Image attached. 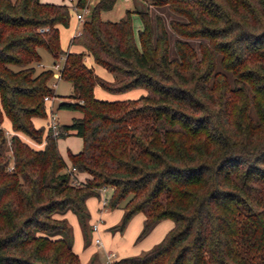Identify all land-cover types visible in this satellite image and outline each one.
I'll return each instance as SVG.
<instances>
[{
	"label": "trees",
	"instance_id": "16d2710c",
	"mask_svg": "<svg viewBox=\"0 0 264 264\" xmlns=\"http://www.w3.org/2000/svg\"><path fill=\"white\" fill-rule=\"evenodd\" d=\"M139 1L147 7L114 22L101 18L114 0L94 3L71 52L60 46L73 15L65 4L0 0V264H82L63 216L86 232V202L102 187L112 191L106 209L124 210L118 231L144 216L137 242L173 222L116 264H264V0ZM40 50L63 58L59 78L78 101L59 108L81 114L58 136L32 122L55 97L53 71H37ZM96 86L145 94L100 100ZM72 133L82 140L68 152L75 172L57 148Z\"/></svg>",
	"mask_w": 264,
	"mask_h": 264
},
{
	"label": "rangeland",
	"instance_id": "374dc122",
	"mask_svg": "<svg viewBox=\"0 0 264 264\" xmlns=\"http://www.w3.org/2000/svg\"><path fill=\"white\" fill-rule=\"evenodd\" d=\"M42 3H52V4H64V0H41ZM99 0H92L90 3V7L94 3ZM147 5L143 4L139 0H114L113 6L106 11L101 13L102 20H119L125 15V12L128 10H134L135 8H146ZM87 18V17H86ZM76 25H79L81 29V22H78L74 17L71 16L70 24L68 28L60 29V46L62 50H68V43L69 38L73 31L76 28ZM134 26H140L139 20L137 18L134 19ZM71 52H79V48L74 46L69 49ZM41 55V64L38 65L37 71L43 69H50L54 73V77L51 81V85L54 88V95L55 97H51L50 102H46L45 104V117L39 118L35 117L32 119L34 126L38 129L43 130V137L47 134L49 130V117L50 113L52 112L55 117V121L59 126L69 125L73 119H77L81 117L79 111L74 109H66V108H59L61 103H77L76 99L70 98L72 93V86L71 83L59 78L57 70L55 68V62L52 57L46 53L44 50H40ZM61 59L58 63H60ZM57 62V61H56ZM85 65L91 68L94 73L105 80L106 82H113L114 76L106 71L103 67L96 65L92 58L86 56L84 58ZM142 89H135L131 91V94H142ZM129 92L122 93V94H112L99 86L94 88V96L100 100H107V101H116V100H124L125 96L128 95ZM145 93V92H144ZM140 95H138L139 97ZM137 97V98H138ZM2 129L5 132L6 136L10 135V125L9 121L4 118L2 123ZM22 140L27 143L33 149H39L43 146V143L38 144L33 142L29 138H22ZM82 147V140L78 136L74 135L73 133L68 136H63L58 138L57 140V148L58 151L65 161L67 168L70 169V161L68 159V152L77 153L81 150ZM81 179H83V175H78ZM111 192L106 191L105 197L109 201L111 197ZM87 211L89 213V218L87 220V230L86 232L82 230L77 217L72 212H67L63 219L66 220L67 224L72 230L73 235V251L78 256L82 264H91L94 260L96 264H107V256L108 254L111 255L113 261L109 264H116L122 258H129L137 256L141 253L143 249L144 239L137 242V237L141 232V224L137 223L136 218H133L131 222L128 223L126 228L123 232L117 230V227L120 225L124 210L123 209H108L104 211L101 215L103 221L105 222L103 227L98 233L100 238V244H95L94 240L98 236L96 233L91 231V226L95 223L99 216V209H100V201L99 198L93 197L87 200L86 202ZM140 228V229H139ZM152 245L150 248H152ZM149 248V249H150ZM146 249V250H149Z\"/></svg>",
	"mask_w": 264,
	"mask_h": 264
},
{
	"label": "crops",
	"instance_id": "0c3cea01",
	"mask_svg": "<svg viewBox=\"0 0 264 264\" xmlns=\"http://www.w3.org/2000/svg\"><path fill=\"white\" fill-rule=\"evenodd\" d=\"M40 2H43V1H41L40 0ZM109 21H117V20H109ZM77 24H78V22H77ZM136 29H138L139 28V26H137V27H135ZM60 29H62V28H60ZM79 32H80V27H79V25H76V28H75V30L73 31V33L71 34V36H70V38H69V40L72 38V37H74V36H76V35H78L79 34ZM79 51H80V49H79ZM77 52V51H76ZM59 76V75H58ZM143 90V89H142ZM131 91H133V90H131ZM131 91H130V93H128V95H123V96H125V98H124V100H126V99H137V97H138V95H144L145 93V91L142 93V94H140V92H138V94H136V95H134V94H131ZM78 175H81V174H78ZM83 175V174H82ZM83 179H81L79 176H77V180L78 181H83L84 180V178H85V175H83V177H82ZM106 191H110L111 192V194H112V191H111V189L110 188H107L106 189ZM106 191L104 192V196H105V193H106ZM110 194V195H111ZM100 201V200H99ZM107 209H104V210H100L99 209V213H100V216H99V218H98V220L95 222V223H93L92 224V226L94 225V224H96V223H98V229H97V232H94V233H96V235L98 236V233H99V231L101 230V228L103 227V225H104V221H103V219H102V217H101V215H102V213L104 212V211H106ZM133 218H136V219H134V220H136V222L138 223L139 222V224H141V227H142V223H143V220H144V216L142 215V214H136L135 216H133L132 217V219L130 220V222L133 220ZM92 226H91V229H92ZM172 227H173V222L171 221V220H163V221H161V222H159L155 227H154V229L144 238V242L146 243V244H144V246H143V249L144 250H142L141 252H144V251H148V250H146V249H149L152 245H156V244H158L159 242H161L162 241V239L165 237V235L167 234V232L168 231H170L171 229H172ZM140 229V228H139ZM97 238H99V236L97 237ZM100 239V238H99ZM101 241V240H100ZM151 249V248H150ZM110 254H108V256H109ZM111 256V255H110ZM123 259V258H122ZM113 261V259L111 258L110 259V262H112Z\"/></svg>",
	"mask_w": 264,
	"mask_h": 264
},
{
	"label": "built area",
	"instance_id": "2783aa9c",
	"mask_svg": "<svg viewBox=\"0 0 264 264\" xmlns=\"http://www.w3.org/2000/svg\"><path fill=\"white\" fill-rule=\"evenodd\" d=\"M92 0H87L86 3L81 7L79 6V0H64V4L68 7L69 11L74 15L75 19L77 22H83L86 17L90 14V10H91V7H90V3H91ZM43 31H46L45 30H40V32H43ZM61 61H63V58L61 59ZM62 64V62H61ZM61 64L60 63H56L55 64V68L57 70V73L59 75V71L61 69ZM44 101L45 102H50L51 101V98L50 97H45L44 98ZM49 129L52 131L53 135L54 136H58L59 133H60V126L57 124V122L55 121V117H54V114L51 112L50 113V117H49ZM69 170H72V172H75L74 169H69ZM68 170V171H69ZM76 185L79 184V181H75ZM106 187H102L100 190H99V200H100V210H104L106 209V204H107V199L106 197L104 196V192L106 191ZM97 229H98V223L94 224L92 226V229L91 231L92 232H97ZM95 244L99 245L100 244V239L99 238H95L94 240ZM110 259H111V256H107V260H106V263L109 264L111 263L110 262Z\"/></svg>",
	"mask_w": 264,
	"mask_h": 264
}]
</instances>
